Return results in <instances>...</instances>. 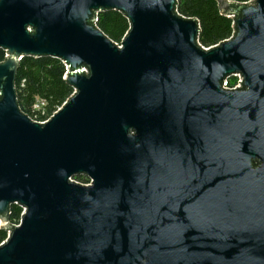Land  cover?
<instances>
[{
	"label": "water",
	"instance_id": "obj_1",
	"mask_svg": "<svg viewBox=\"0 0 264 264\" xmlns=\"http://www.w3.org/2000/svg\"><path fill=\"white\" fill-rule=\"evenodd\" d=\"M179 1L0 0V264H264V0H219L210 49ZM25 58L67 70L48 122L19 107Z\"/></svg>",
	"mask_w": 264,
	"mask_h": 264
},
{
	"label": "trees",
	"instance_id": "obj_2",
	"mask_svg": "<svg viewBox=\"0 0 264 264\" xmlns=\"http://www.w3.org/2000/svg\"><path fill=\"white\" fill-rule=\"evenodd\" d=\"M228 1L243 4L253 0ZM177 10L183 17L194 18L199 22L201 32L198 42L206 49L215 47L234 35V22L222 14L219 0H180ZM97 19V27L112 42L121 45L130 27L128 20L117 11L102 13ZM5 57L6 53L0 51V63L5 61ZM65 74V66L57 59H23L16 78L21 111L38 123L51 118L73 94V89L64 80ZM38 103L42 106L35 110ZM74 181L82 185L89 183L85 177H77ZM22 214L21 207H11L10 223L19 225ZM7 236V232L0 229V245L6 241Z\"/></svg>",
	"mask_w": 264,
	"mask_h": 264
},
{
	"label": "built area",
	"instance_id": "obj_3",
	"mask_svg": "<svg viewBox=\"0 0 264 264\" xmlns=\"http://www.w3.org/2000/svg\"><path fill=\"white\" fill-rule=\"evenodd\" d=\"M66 72H67V70H66ZM232 79H234V81H235L234 83H231L230 82ZM230 84L232 86H230ZM241 85H242V78H241V76L240 75H235L234 77H232L231 79H229L226 82V84H225L224 87H225V89H228V90H237V89L241 88ZM49 119L47 121H45V122H48ZM45 122H43V123H45ZM90 185H91V183L89 182L86 186H90Z\"/></svg>",
	"mask_w": 264,
	"mask_h": 264
},
{
	"label": "rangeland",
	"instance_id": "obj_4",
	"mask_svg": "<svg viewBox=\"0 0 264 264\" xmlns=\"http://www.w3.org/2000/svg\"><path fill=\"white\" fill-rule=\"evenodd\" d=\"M230 82H231V83H234L235 81H234V79H232ZM41 106H42V105H40V104L38 103V105L35 107V110H38L39 108H41Z\"/></svg>",
	"mask_w": 264,
	"mask_h": 264
}]
</instances>
